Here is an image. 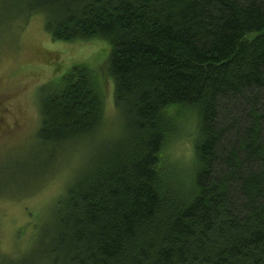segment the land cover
<instances>
[{
  "label": "trees",
  "instance_id": "obj_1",
  "mask_svg": "<svg viewBox=\"0 0 264 264\" xmlns=\"http://www.w3.org/2000/svg\"><path fill=\"white\" fill-rule=\"evenodd\" d=\"M34 16L54 42L109 46L120 122L95 142L86 66L39 89L46 168L89 156L10 264H264V0H0V39ZM175 107L196 115L185 179L161 158Z\"/></svg>",
  "mask_w": 264,
  "mask_h": 264
},
{
  "label": "rangeland",
  "instance_id": "obj_2",
  "mask_svg": "<svg viewBox=\"0 0 264 264\" xmlns=\"http://www.w3.org/2000/svg\"><path fill=\"white\" fill-rule=\"evenodd\" d=\"M18 26L20 32L0 39V264H10L27 252L48 212L89 156V148L69 147L58 151L51 169L46 168L51 159L37 141L39 89L75 65L86 66L104 97L103 129L95 142L113 139L120 122L106 43L54 42L41 16ZM168 114L177 135L161 158L185 179L194 159L196 115L176 107Z\"/></svg>",
  "mask_w": 264,
  "mask_h": 264
}]
</instances>
